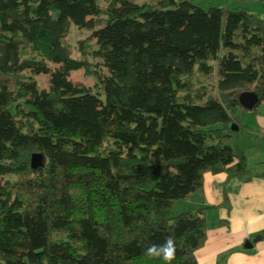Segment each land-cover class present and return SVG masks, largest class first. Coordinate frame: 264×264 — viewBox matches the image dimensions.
Returning <instances> with one entry per match:
<instances>
[{
	"label": "trees",
	"instance_id": "obj_1",
	"mask_svg": "<svg viewBox=\"0 0 264 264\" xmlns=\"http://www.w3.org/2000/svg\"><path fill=\"white\" fill-rule=\"evenodd\" d=\"M214 1L0 0V264H164L144 249L169 235L196 264L206 210L173 207L248 177L229 127L239 95L264 103V12L242 7L264 0Z\"/></svg>",
	"mask_w": 264,
	"mask_h": 264
},
{
	"label": "crops",
	"instance_id": "obj_2",
	"mask_svg": "<svg viewBox=\"0 0 264 264\" xmlns=\"http://www.w3.org/2000/svg\"><path fill=\"white\" fill-rule=\"evenodd\" d=\"M249 116V139L236 146L245 154L248 177L207 174L202 192L185 202L190 210H206V240L196 264H264V111Z\"/></svg>",
	"mask_w": 264,
	"mask_h": 264
},
{
	"label": "rangeland",
	"instance_id": "obj_3",
	"mask_svg": "<svg viewBox=\"0 0 264 264\" xmlns=\"http://www.w3.org/2000/svg\"><path fill=\"white\" fill-rule=\"evenodd\" d=\"M216 1L217 0L214 1V4L220 3V2H216ZM134 2L137 5H142V4L146 3V0H134ZM242 7L247 8L251 13H254L257 15H263V12H264L263 7L258 3H253V2L247 3V4H244ZM89 36H90L89 32L81 31V30H78L74 27H71L70 28V34L67 38V42H68V44L73 46L77 42H83ZM72 57L75 60L80 59V57L76 51L73 52ZM92 63L97 64V65L101 64V62L99 60H93ZM100 72L102 75H106V72L101 68V66H100ZM69 80L74 82V83L80 84L81 86L88 88V89H92L94 87L93 81L91 79L85 77L82 72L71 73L69 76ZM33 81L36 83L39 92L48 90L49 76H43V75L34 76ZM257 110L259 113L261 111H264V103H262L260 105V109H257ZM257 110L255 112H257ZM249 115L250 114H248L246 111H244L241 107L238 109L237 116L241 119L240 127L243 129H240V131L237 133H235V132L233 133L234 135L232 136V140L228 143L229 146H232V147L241 146V144H245V141H247L249 139V137L247 136V134H248L247 132L249 131L248 129H253V127H250V124L251 123L254 124V122H251V119L249 120V118H252V121H253V117H250ZM213 129L218 130V129H220V127H216ZM7 181H10V179L0 178V184H3ZM188 206L189 205H185V202L176 203L173 207V210H172V216L177 217L183 213H187L190 210L188 208Z\"/></svg>",
	"mask_w": 264,
	"mask_h": 264
},
{
	"label": "clouds",
	"instance_id": "obj_4",
	"mask_svg": "<svg viewBox=\"0 0 264 264\" xmlns=\"http://www.w3.org/2000/svg\"><path fill=\"white\" fill-rule=\"evenodd\" d=\"M176 239L169 235L163 244H149L144 249V254L149 258L160 259L164 264H172L176 255Z\"/></svg>",
	"mask_w": 264,
	"mask_h": 264
},
{
	"label": "water",
	"instance_id": "obj_5",
	"mask_svg": "<svg viewBox=\"0 0 264 264\" xmlns=\"http://www.w3.org/2000/svg\"><path fill=\"white\" fill-rule=\"evenodd\" d=\"M237 103L246 112H252L258 103V99L254 94H242L237 97ZM229 131L236 133L238 129L235 126H230ZM30 166L33 170L42 168L44 166L43 157L40 155H33L31 157Z\"/></svg>",
	"mask_w": 264,
	"mask_h": 264
}]
</instances>
